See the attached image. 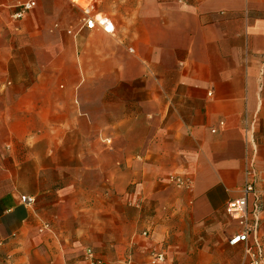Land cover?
Listing matches in <instances>:
<instances>
[{"label": "crops", "instance_id": "obj_1", "mask_svg": "<svg viewBox=\"0 0 264 264\" xmlns=\"http://www.w3.org/2000/svg\"><path fill=\"white\" fill-rule=\"evenodd\" d=\"M22 1L0 0V264H131L145 231L172 263L248 264L226 204L253 158L264 243V0H89L111 30Z\"/></svg>", "mask_w": 264, "mask_h": 264}, {"label": "built area", "instance_id": "obj_2", "mask_svg": "<svg viewBox=\"0 0 264 264\" xmlns=\"http://www.w3.org/2000/svg\"><path fill=\"white\" fill-rule=\"evenodd\" d=\"M83 10V24L88 29H96L98 27L111 30L112 23L109 18L101 13L95 11V1L89 0H72ZM37 5V0H25L12 6L14 12L12 18L20 20L24 18L32 9ZM171 181L181 189H191L193 182L181 175L171 176ZM258 182V170L255 166V160H249L243 189V196L237 199H231L226 204V211L231 218L237 220L243 227V230L232 236L229 239L231 246L242 244L243 247V263L248 264H264V243L259 235V227L257 215H254L255 222L251 223L248 213V197L252 194L255 198V209L259 208V193L256 189ZM20 201L27 205L32 206L36 203V197L33 195H21ZM256 213V212H255ZM43 229H50V225L44 224ZM149 233L145 231L143 236H148ZM1 245V243H0ZM83 258L87 264H106L96 251L92 248H86L83 252ZM166 259L164 250L154 249L149 254V261L152 264H160Z\"/></svg>", "mask_w": 264, "mask_h": 264}, {"label": "rangeland", "instance_id": "obj_3", "mask_svg": "<svg viewBox=\"0 0 264 264\" xmlns=\"http://www.w3.org/2000/svg\"><path fill=\"white\" fill-rule=\"evenodd\" d=\"M75 138V137H74ZM79 140H84V136L82 135H79L78 136ZM16 156L17 157H20L21 156V152H17L16 153ZM83 156V154H82ZM27 168H30L29 166ZM15 169H18V170H24L23 168H21L20 166H17V167H14V170ZM72 172V174H76V173H83L84 172V167L82 166H74L71 168V170L67 171V172H62L61 176L62 177H65L66 176V173H70ZM142 236V235H141ZM149 236V235H148ZM148 236L144 237L142 236L141 238V242L140 243H143V246L141 247V249L136 252V255L135 257H132V261H131V264H152L150 261H149V254L152 250H154L155 248H165L166 250L168 249V246H165V245H162V247L160 246H157V245H154L152 243H149L147 242V239ZM144 237V238H143ZM113 243H116V239L115 237L113 238ZM137 246V244H136ZM90 248V247H89ZM92 248H94L96 250V252L102 254L105 256V262L106 264H128V262H124V261H119L117 259V254H116V248L117 246L114 244V246H112V252L113 254H111L110 256H107V254L103 251H100V248L99 247H95V246H92ZM103 249H105L104 247H102ZM128 249L130 250V254H134L133 253V245L129 246ZM106 254V255H105ZM160 264H179L178 262H170L168 261V259L166 258L165 261H163L162 263Z\"/></svg>", "mask_w": 264, "mask_h": 264}]
</instances>
